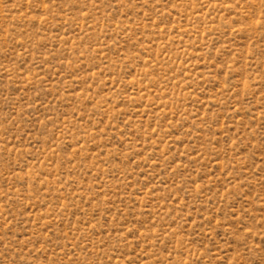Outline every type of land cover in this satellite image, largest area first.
Masks as SVG:
<instances>
[{"label":"rangeland","instance_id":"1","mask_svg":"<svg viewBox=\"0 0 264 264\" xmlns=\"http://www.w3.org/2000/svg\"><path fill=\"white\" fill-rule=\"evenodd\" d=\"M0 264H264V0H0Z\"/></svg>","mask_w":264,"mask_h":264}]
</instances>
